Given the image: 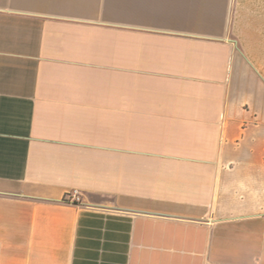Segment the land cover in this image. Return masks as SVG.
<instances>
[{
  "label": "crops",
  "instance_id": "obj_1",
  "mask_svg": "<svg viewBox=\"0 0 264 264\" xmlns=\"http://www.w3.org/2000/svg\"><path fill=\"white\" fill-rule=\"evenodd\" d=\"M233 4L0 0V264H264V24L231 38Z\"/></svg>",
  "mask_w": 264,
  "mask_h": 264
},
{
  "label": "rangeland",
  "instance_id": "obj_2",
  "mask_svg": "<svg viewBox=\"0 0 264 264\" xmlns=\"http://www.w3.org/2000/svg\"><path fill=\"white\" fill-rule=\"evenodd\" d=\"M233 12L230 29L233 39L250 27L264 24V0H234Z\"/></svg>",
  "mask_w": 264,
  "mask_h": 264
},
{
  "label": "built area",
  "instance_id": "obj_3",
  "mask_svg": "<svg viewBox=\"0 0 264 264\" xmlns=\"http://www.w3.org/2000/svg\"><path fill=\"white\" fill-rule=\"evenodd\" d=\"M68 199L78 202L82 200V197L80 192L78 190H75L68 195Z\"/></svg>",
  "mask_w": 264,
  "mask_h": 264
}]
</instances>
